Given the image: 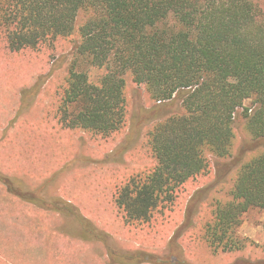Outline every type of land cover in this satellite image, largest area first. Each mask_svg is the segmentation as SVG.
I'll list each match as a JSON object with an SVG mask.
<instances>
[{"label":"trees","instance_id":"16d2710c","mask_svg":"<svg viewBox=\"0 0 264 264\" xmlns=\"http://www.w3.org/2000/svg\"><path fill=\"white\" fill-rule=\"evenodd\" d=\"M81 11L87 16L79 25ZM170 16L176 25L164 24ZM72 34L76 56L104 73L92 82L71 64L60 124L103 137L120 131L128 71L159 106L181 101L182 113L160 120L146 135L155 164L120 186L129 216L157 218L178 204L183 188L197 190L209 177L211 157H231L239 108L246 133L264 137V14L253 1L0 0V35L9 49L39 50ZM247 99L252 106L243 107ZM3 179L14 192V179ZM227 186L200 228L213 249L239 251L246 244L237 233L243 214L264 209V149L247 157Z\"/></svg>","mask_w":264,"mask_h":264},{"label":"rangeland","instance_id":"374dc122","mask_svg":"<svg viewBox=\"0 0 264 264\" xmlns=\"http://www.w3.org/2000/svg\"><path fill=\"white\" fill-rule=\"evenodd\" d=\"M251 1L264 14V0ZM86 16L81 11L77 23ZM164 24L176 21L170 16ZM77 40L72 34L21 52L7 48L0 35V264H264V209L243 214L237 233L246 244L239 251L213 249L200 228L214 202L224 199L236 168L264 149V137L246 133L244 109L235 115L234 153L211 157L210 175L197 190L186 186L178 204L149 222L129 216L120 186L155 164L146 135L160 120L182 113L181 101L159 106L128 71L120 131L103 137L60 124L58 105L71 64L92 82L104 73L76 56ZM4 176L14 179L17 194Z\"/></svg>","mask_w":264,"mask_h":264},{"label":"crops","instance_id":"0c3cea01","mask_svg":"<svg viewBox=\"0 0 264 264\" xmlns=\"http://www.w3.org/2000/svg\"><path fill=\"white\" fill-rule=\"evenodd\" d=\"M45 120H46V118H45ZM37 122V121H36ZM39 122V121H38Z\"/></svg>","mask_w":264,"mask_h":264}]
</instances>
